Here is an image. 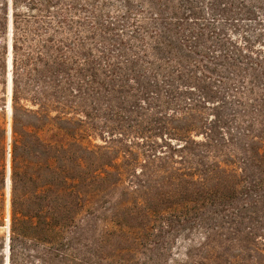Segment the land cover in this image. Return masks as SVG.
Returning a JSON list of instances; mask_svg holds the SVG:
<instances>
[{"label": "trees", "instance_id": "obj_1", "mask_svg": "<svg viewBox=\"0 0 264 264\" xmlns=\"http://www.w3.org/2000/svg\"><path fill=\"white\" fill-rule=\"evenodd\" d=\"M96 1L1 10L10 264H264V48L197 50L203 71L144 23L109 38Z\"/></svg>", "mask_w": 264, "mask_h": 264}, {"label": "rangeland", "instance_id": "obj_2", "mask_svg": "<svg viewBox=\"0 0 264 264\" xmlns=\"http://www.w3.org/2000/svg\"><path fill=\"white\" fill-rule=\"evenodd\" d=\"M232 1L234 5L230 4ZM96 2V7L93 8H102L104 22L117 26L113 27L116 30L112 34L115 35H109V38L134 41L135 37L141 35L151 43L152 38L139 31L138 26L144 23L149 33H157L156 36L163 38L170 37L174 47L181 48L183 52L190 55L193 61L200 64L203 71H205V66L213 65L206 58L196 54L197 50L209 49L213 54H217L219 44H229L232 40L244 48L249 46L264 48V0H223L220 4H217L215 0H97ZM242 2L244 4H241ZM7 3L8 8H12L11 0H0V14L2 8H7ZM78 3L81 5L78 4L77 8H90L88 1H78ZM172 8H175V15ZM233 8H235L234 11H228ZM239 8L243 10L251 8L254 11V14L250 16L251 19L240 15L242 11ZM82 17L86 18L88 14H83ZM166 22L174 23L175 26L168 30ZM8 38L10 40V36ZM182 38L192 41L193 43L189 44L192 47H185ZM110 42L117 45L116 42ZM10 58L12 59L11 54L8 56V68L12 69L11 63L9 66ZM198 76L201 75L198 74ZM208 76L216 80L221 79L216 75L209 74ZM11 83L12 77L9 70L7 86L0 85V97L6 101L0 102V123L10 119ZM3 89L6 91H2ZM219 90L222 88L219 87ZM195 93L199 94L197 90ZM5 107L6 109H3ZM231 107L236 109L234 105ZM228 113L231 111L228 110ZM9 179L10 155L7 157V197H9L10 190ZM7 217L5 221L0 220V264H10Z\"/></svg>", "mask_w": 264, "mask_h": 264}, {"label": "water", "instance_id": "obj_3", "mask_svg": "<svg viewBox=\"0 0 264 264\" xmlns=\"http://www.w3.org/2000/svg\"><path fill=\"white\" fill-rule=\"evenodd\" d=\"M10 63H11V68H12V59L11 58L9 60V66H10ZM9 134H11V132H9Z\"/></svg>", "mask_w": 264, "mask_h": 264}]
</instances>
